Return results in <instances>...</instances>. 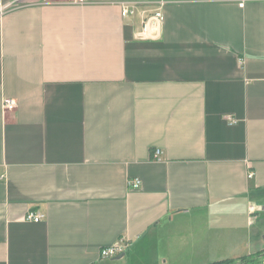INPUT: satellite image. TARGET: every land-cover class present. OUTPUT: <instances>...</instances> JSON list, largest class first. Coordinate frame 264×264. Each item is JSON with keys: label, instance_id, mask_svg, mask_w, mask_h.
<instances>
[{"label": "crops", "instance_id": "crops-1", "mask_svg": "<svg viewBox=\"0 0 264 264\" xmlns=\"http://www.w3.org/2000/svg\"><path fill=\"white\" fill-rule=\"evenodd\" d=\"M158 3L159 39L137 41ZM0 7V264L264 256V0Z\"/></svg>", "mask_w": 264, "mask_h": 264}, {"label": "built area", "instance_id": "built-area-1", "mask_svg": "<svg viewBox=\"0 0 264 264\" xmlns=\"http://www.w3.org/2000/svg\"><path fill=\"white\" fill-rule=\"evenodd\" d=\"M76 4H83L85 0H72ZM145 4L140 3H121V17L124 19L133 17L136 15V12L139 9H142ZM156 7L151 11H142L141 12V27L138 32L135 34V39L137 41H155L158 40L161 34V27L164 22V15L162 13V6L163 3H158L155 5ZM4 8L0 7V15L4 13ZM3 109L4 111H13L16 107V103L12 99H4L3 100ZM232 121V119H229ZM161 155L159 150L154 151L153 157L158 159ZM248 179L253 177V173L250 171L247 175ZM128 186L132 189H137L140 186V181L137 179L128 181ZM256 209L251 207L249 209V218L255 213ZM45 216L41 213L28 211L25 215V221L30 223H39L41 222ZM126 252V245L118 242L112 246L104 248L100 252V259L101 260H108L115 258L117 256L123 255Z\"/></svg>", "mask_w": 264, "mask_h": 264}, {"label": "trees", "instance_id": "trees-1", "mask_svg": "<svg viewBox=\"0 0 264 264\" xmlns=\"http://www.w3.org/2000/svg\"><path fill=\"white\" fill-rule=\"evenodd\" d=\"M252 258H259L260 260L257 262V264H262L264 262V256L260 255V253L254 254V255H249V256H244L235 260H224V261H219V262H214L211 264H227V263H233L235 261L243 262L246 259H252Z\"/></svg>", "mask_w": 264, "mask_h": 264}, {"label": "rangeland", "instance_id": "rangeland-1", "mask_svg": "<svg viewBox=\"0 0 264 264\" xmlns=\"http://www.w3.org/2000/svg\"><path fill=\"white\" fill-rule=\"evenodd\" d=\"M259 260H260L259 258H252V259H246L242 263L239 261H235L233 263H227V264H257Z\"/></svg>", "mask_w": 264, "mask_h": 264}, {"label": "water", "instance_id": "water-1", "mask_svg": "<svg viewBox=\"0 0 264 264\" xmlns=\"http://www.w3.org/2000/svg\"><path fill=\"white\" fill-rule=\"evenodd\" d=\"M122 257H123V255H121V256H119V257H116L115 259H116V260H119V259H121ZM262 264H264V262H263Z\"/></svg>", "mask_w": 264, "mask_h": 264}, {"label": "bare ground", "instance_id": "bare-ground-1", "mask_svg": "<svg viewBox=\"0 0 264 264\" xmlns=\"http://www.w3.org/2000/svg\"><path fill=\"white\" fill-rule=\"evenodd\" d=\"M121 256V255H120ZM117 257H119V256H117ZM116 258V257H115Z\"/></svg>", "mask_w": 264, "mask_h": 264}]
</instances>
